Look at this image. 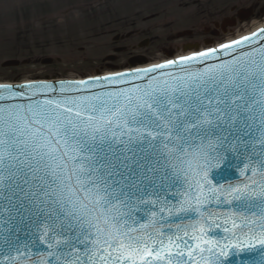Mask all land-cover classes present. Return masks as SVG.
Instances as JSON below:
<instances>
[{
	"label": "snow or ice",
	"instance_id": "snow-or-ice-1",
	"mask_svg": "<svg viewBox=\"0 0 264 264\" xmlns=\"http://www.w3.org/2000/svg\"><path fill=\"white\" fill-rule=\"evenodd\" d=\"M217 51L0 85V264H264V47L149 75Z\"/></svg>",
	"mask_w": 264,
	"mask_h": 264
},
{
	"label": "rangeland",
	"instance_id": "rangeland-1",
	"mask_svg": "<svg viewBox=\"0 0 264 264\" xmlns=\"http://www.w3.org/2000/svg\"><path fill=\"white\" fill-rule=\"evenodd\" d=\"M118 1L120 4H116L117 0H0V82L46 75L88 76L110 70L107 62L117 67L129 66L128 58L137 52L144 53L146 62L163 59L168 56L167 43L174 42L173 33L195 21L194 15L201 14L196 20L203 23L221 16L223 13H216L218 8L239 0H201L196 4L194 0ZM209 5L213 7L202 10ZM110 11H115L109 13L112 18L106 17ZM151 15L155 16L150 18ZM250 20L239 23L233 32L222 33L213 42L243 31ZM263 20L264 17L259 22ZM128 32L131 35L126 36ZM117 34L124 35L115 40ZM147 36L152 40L146 49L134 50L136 42ZM196 37L199 39V35ZM186 38L174 42L178 47L173 46L172 55L184 51L183 43L190 41ZM206 44L199 43L198 47ZM118 46L127 49L117 53L115 61H108L106 57ZM46 57L53 58V63L42 64L41 59ZM8 59L27 62L3 67Z\"/></svg>",
	"mask_w": 264,
	"mask_h": 264
},
{
	"label": "flooded vegetation",
	"instance_id": "flooded-vegetation-1",
	"mask_svg": "<svg viewBox=\"0 0 264 264\" xmlns=\"http://www.w3.org/2000/svg\"><path fill=\"white\" fill-rule=\"evenodd\" d=\"M193 1V0H191ZM200 3L201 0H194L193 2L196 4V2ZM167 2V1H166ZM153 3V1H152ZM169 6H164V10H167ZM211 7H213L212 5H209L208 7H205L202 10L205 9H211ZM167 8V9H166ZM116 11V10H115ZM115 11H110V12H106V13H115ZM196 12V11H195ZM156 13H160L156 12ZM217 14H221V16L216 17L215 19H211V20H207L203 23H198V21L196 20V18L198 16H200L201 14H197L194 15L192 19H194L195 21H191L189 26H185L180 28L179 31L173 33V39L174 42L177 40H181L182 38H186L188 40H190L189 42H186L181 44L183 46H191V47H198L199 43H212L216 38L220 37L222 35V33H228V32H233L234 28L241 22L243 21H247L249 19L252 18H259V17H263L264 15V0H239L237 3L234 4H225L223 5L221 8H218L216 10ZM154 14V13H153ZM155 15H151L150 18L154 17ZM249 16V18L242 20L243 18ZM110 17V14H109ZM113 16H111L110 18H112ZM135 32V31H134ZM122 35H119V38H122ZM127 35H131V33L128 32ZM126 35V36H127ZM199 35V39L198 36ZM195 36V38H194ZM152 40V39H151ZM150 40V41H151ZM150 41L148 40L147 43H150ZM172 42V41H171ZM172 42V44H168L166 46L165 53L167 54H172L173 51V46H177V43ZM182 46V47H183ZM125 47V49L123 48L122 52L126 51L127 47ZM134 50L136 48H138V43L137 45L133 46ZM164 47V46H162ZM178 47V46H177ZM146 49V48H144ZM143 49V50H144ZM136 54H138V56L140 58L146 59L144 53L142 52H137ZM117 59L116 56H114L112 58V61H115ZM114 65V64H113ZM116 66V65H115Z\"/></svg>",
	"mask_w": 264,
	"mask_h": 264
},
{
	"label": "water",
	"instance_id": "water-1",
	"mask_svg": "<svg viewBox=\"0 0 264 264\" xmlns=\"http://www.w3.org/2000/svg\"><path fill=\"white\" fill-rule=\"evenodd\" d=\"M262 31H264V27L259 29L257 32H255V33H257L256 36H253V34L249 35L248 37H251V40L246 41L244 44L239 45V46L234 45L231 50L221 51L220 50L221 47L215 48L218 51L212 57H209V59L205 62L193 63L191 65H179V64H177V65H174L172 68L158 69L157 72L150 73L149 75L155 76V77H161L162 73H171L173 75L183 74V70L186 67L189 70H196V69H202L205 65H215V64H219L221 62L231 61L233 58H237V57H240V56H242L248 52H251L253 49H259L260 47H264V40L260 39V34L262 33ZM242 39H240V40H242ZM229 44H233V43H229ZM179 60L180 59H177L175 61H179ZM49 62H51L49 59L43 60V63H49ZM18 64H19V61L10 60V61L4 62L3 66H12V65H18ZM152 67H154V66H152ZM152 67H149V68H152ZM144 69H148V68H144ZM142 70L143 69H134V70L123 71L120 73L108 74V75L97 76V77L103 78V77H110V76H119L120 74H123V73H135V72H140ZM93 78H95V77H90V78H87L84 80H91ZM145 79H147V78H145ZM78 81H82V80L64 79V80H50V81H33V82L15 83V84L5 83V84H0V85L12 86L14 89L19 90V88L21 86H24V85H27L30 83L31 84L52 83V84L59 85L61 82L67 83V82H78ZM143 82L144 81H142V80H132L131 83H129V84H105L103 89L97 88V89H94V91L126 88V87H130L132 84H140ZM229 162L235 163V161H232V162L229 161ZM215 174L217 175V176L215 175L216 180H219L221 182H224L226 177L232 179L233 181H236L238 178V174L233 175V170L229 168V165L225 166L224 163L220 169L215 171ZM243 258L244 259H252V258H254V254H246L243 256ZM227 264H236V257L232 256L231 260L228 261Z\"/></svg>",
	"mask_w": 264,
	"mask_h": 264
},
{
	"label": "bare ground",
	"instance_id": "bare-ground-1",
	"mask_svg": "<svg viewBox=\"0 0 264 264\" xmlns=\"http://www.w3.org/2000/svg\"><path fill=\"white\" fill-rule=\"evenodd\" d=\"M255 23V22H253ZM239 34V33H238ZM192 51H195V49H187L186 51H182L181 54H184V53H189V52H192ZM178 54V53H177ZM180 53L178 55H181ZM109 71V70H108ZM106 71V72H108Z\"/></svg>",
	"mask_w": 264,
	"mask_h": 264
}]
</instances>
